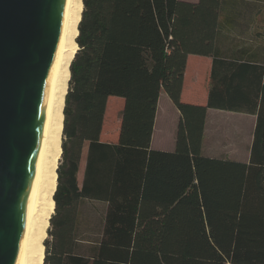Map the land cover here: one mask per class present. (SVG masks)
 <instances>
[{"label": "trees", "instance_id": "trees-1", "mask_svg": "<svg viewBox=\"0 0 264 264\" xmlns=\"http://www.w3.org/2000/svg\"><path fill=\"white\" fill-rule=\"evenodd\" d=\"M81 5L43 264H264V37L232 36L264 27V0ZM188 54L211 58L204 105L181 98ZM161 91L171 151L150 145ZM207 108L255 116L246 160L203 154Z\"/></svg>", "mask_w": 264, "mask_h": 264}, {"label": "water", "instance_id": "water-1", "mask_svg": "<svg viewBox=\"0 0 264 264\" xmlns=\"http://www.w3.org/2000/svg\"><path fill=\"white\" fill-rule=\"evenodd\" d=\"M61 0H0V264H12Z\"/></svg>", "mask_w": 264, "mask_h": 264}, {"label": "bare ground", "instance_id": "bare-ground-1", "mask_svg": "<svg viewBox=\"0 0 264 264\" xmlns=\"http://www.w3.org/2000/svg\"><path fill=\"white\" fill-rule=\"evenodd\" d=\"M76 7V0H61L56 35L47 63L51 86L40 112L41 136L33 155L25 214L17 234L12 264H33V260L39 258L35 247L41 230L40 217L47 218V210L52 207L48 198L55 188V164L59 154L57 144L63 105L61 84L62 78H68V66L74 53L71 41L77 35L79 15H75L78 12Z\"/></svg>", "mask_w": 264, "mask_h": 264}, {"label": "crops", "instance_id": "crops-1", "mask_svg": "<svg viewBox=\"0 0 264 264\" xmlns=\"http://www.w3.org/2000/svg\"><path fill=\"white\" fill-rule=\"evenodd\" d=\"M187 1V0H184ZM197 0H193L190 2H196ZM239 32L233 31L232 36H235L239 39L242 38L243 42L239 46H250L257 45L262 38L264 37V27H238L236 29ZM260 32L258 35L257 33ZM244 37V38H243ZM211 68V58L208 56L188 54L186 58V66L182 83L181 90V98L189 103L204 105L207 101V81ZM205 80V85L202 86L200 81ZM206 87V88H205ZM162 92V91H161ZM159 94V97L161 95ZM159 101V99H158ZM115 103L118 104V109L120 107L121 99L117 97H113L109 100L108 109L110 108V104ZM108 121H106L105 132L103 133V138L108 141H116L117 134L116 129L111 127V118L108 114ZM116 110V109H115ZM177 110V109H176ZM117 112V110H116ZM115 112V114H116ZM177 121L179 119V113ZM160 118V112L158 109L155 114L153 131L151 135L150 145L153 149L163 150V151H171L174 147V135L175 132L172 129V125L168 131H164L162 129V124L158 123ZM219 118H222V121H219ZM218 120V121H217ZM215 121V122H214ZM255 116L250 114H244L239 112H234L230 110H222L216 108H207L205 115V124L204 130L201 137V151L205 152L206 156L216 157V158H229L232 160H237L238 158L228 157L224 155H236L238 154L241 146H238V139L241 136L246 138L243 145L246 148L245 158L240 161H244L248 158L249 155V145L252 139L253 128H254ZM230 122L239 125L236 128L233 126L229 130L224 129V125ZM244 127V128H243ZM232 144L231 150L229 147L226 149L220 148L221 145L225 143ZM205 145V147H204ZM248 147V151H247ZM206 150V151H205ZM204 154V153H203ZM84 161H82L81 171L79 173V177L82 176Z\"/></svg>", "mask_w": 264, "mask_h": 264}, {"label": "rangeland", "instance_id": "rangeland-1", "mask_svg": "<svg viewBox=\"0 0 264 264\" xmlns=\"http://www.w3.org/2000/svg\"><path fill=\"white\" fill-rule=\"evenodd\" d=\"M187 1H193V0H187ZM76 3H77L78 7H76L75 10L76 11L78 10V12H76L75 15L78 13L77 15L80 16V11H81V7H82L81 0H76ZM76 29H77V24H76ZM75 37H73L72 41H71V44H72V46L74 48V52L77 49V45L75 43ZM68 79H69V75H68V78H67V76L62 78V84H61V93H63L62 94V102H63L62 104H64V94H65L66 89H67ZM200 84L202 86H204L205 85V80L200 81ZM117 107H118V104H115V103L112 104V102H111L110 108L108 109V114L110 115L111 118L115 117V115H116L115 112H116V110H118ZM62 108H63V105L61 106V112H62ZM158 109H159V112H160V118L158 120V123L162 124V129L164 131H168L169 132V129H170L172 123H173L172 129L175 132V129H176V126H177V117H178V114L176 113L177 110H176L175 106L173 105V103L171 102V100L167 97V95H166V93L164 91L161 92V95L159 97ZM62 118H63V116H62V113H61V120H60L61 121V128H62ZM222 120H223L222 118H219V121H222ZM111 123H112V121H111ZM116 126H117V123L113 122V125L111 127L114 128ZM233 126L234 127L236 126L237 128L239 127V125H237V124L234 125V123L231 124L230 122H228L227 124L224 125V129L229 130ZM61 140H62V133H61V129H60V134H59V139H58V144H57V147H58L57 148V150H58L57 152L59 154H57V160H56L57 162L55 164L56 167H57V165L59 163L60 155H61V148L59 146L61 144ZM245 140H246V138L244 136H241L238 139V142H237V143H239L238 146H241L240 147L241 149L239 150L238 154L233 155V156H230V155H224V156L238 158L237 160H241V159L245 158L244 156H245V153H246V148L243 145H241L242 143L244 144ZM231 145L232 144L226 142L224 145H221L222 147H220V148L226 149V148H228ZM204 147H205V145H204ZM231 147H229V148L231 150H233ZM228 149H226V150H228ZM247 151H248V147H247ZM203 153L206 154L204 151H203ZM56 167H55V185H56ZM48 199L52 203V207H50V209L47 210V212H48V217L47 218L44 217V216L40 217L41 218V223H40L41 225L40 224L39 225H40V229L42 231L40 230V234L38 236V240H37V244H36L37 246L35 247V248H37V252H39V258L37 257V259H34L33 260V264H43V254H44L43 240L47 237V229L49 227V218L52 215V213L54 212L52 195ZM43 215H44V211H43Z\"/></svg>", "mask_w": 264, "mask_h": 264}]
</instances>
